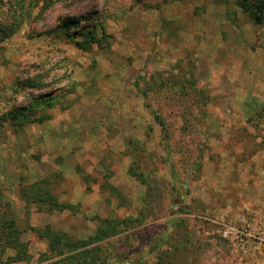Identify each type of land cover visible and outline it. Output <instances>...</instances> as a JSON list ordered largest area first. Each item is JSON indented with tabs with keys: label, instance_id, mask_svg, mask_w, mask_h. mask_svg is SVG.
I'll return each mask as SVG.
<instances>
[{
	"label": "rangeland",
	"instance_id": "obj_1",
	"mask_svg": "<svg viewBox=\"0 0 264 264\" xmlns=\"http://www.w3.org/2000/svg\"><path fill=\"white\" fill-rule=\"evenodd\" d=\"M263 206L264 0H0V264H236Z\"/></svg>",
	"mask_w": 264,
	"mask_h": 264
},
{
	"label": "trees",
	"instance_id": "obj_2",
	"mask_svg": "<svg viewBox=\"0 0 264 264\" xmlns=\"http://www.w3.org/2000/svg\"><path fill=\"white\" fill-rule=\"evenodd\" d=\"M70 22H72L71 19L67 20L65 24L68 25V23ZM157 121L161 124L163 128L165 127V123L162 120L158 119ZM29 195L30 194H27V197H30ZM33 201L47 202L50 205V209H58L60 211H63L64 209H67V208H73V205L69 203L59 202L58 198L50 192H47L46 196L42 194H37L33 198ZM129 222L130 220L128 219H122V220L107 219L105 220V223L103 225L98 227L96 233L93 236H90L86 240H81V245H88L93 242L103 241L109 236H116L117 234H119L120 232L128 228ZM45 230H46V233L50 235V237L54 236L51 234L50 226H46ZM176 234L178 233L176 232ZM62 237L63 235L59 234L58 236L51 238L53 249H57V247L60 246L57 244H68L69 247L71 246L69 245L70 243H67V242L64 243L65 240ZM174 250H178L179 252V245H177L175 242H172L171 244H167L166 249L158 250L157 255L155 256L154 260L150 264L163 263L162 261H164L165 258L168 259L166 263H170V264L173 263L172 261L173 260L176 261V257H177V254H175ZM85 251H89V253ZM103 255H104V250H102L101 246L94 247L93 251L87 248L86 250H84V252H78L70 256L66 260V264H110L107 262L104 263L105 261H100V263H97V258L101 259ZM126 264H147V263L143 259V257H137L129 261Z\"/></svg>",
	"mask_w": 264,
	"mask_h": 264
},
{
	"label": "built area",
	"instance_id": "obj_3",
	"mask_svg": "<svg viewBox=\"0 0 264 264\" xmlns=\"http://www.w3.org/2000/svg\"><path fill=\"white\" fill-rule=\"evenodd\" d=\"M220 223L224 226L221 236L243 252L238 264H264V237L252 232L251 222L235 226L222 217Z\"/></svg>",
	"mask_w": 264,
	"mask_h": 264
},
{
	"label": "crops",
	"instance_id": "obj_4",
	"mask_svg": "<svg viewBox=\"0 0 264 264\" xmlns=\"http://www.w3.org/2000/svg\"><path fill=\"white\" fill-rule=\"evenodd\" d=\"M242 224L251 222V230L254 234L264 237V206L260 208L256 215L253 216H239L238 218ZM237 262L236 264H238Z\"/></svg>",
	"mask_w": 264,
	"mask_h": 264
}]
</instances>
